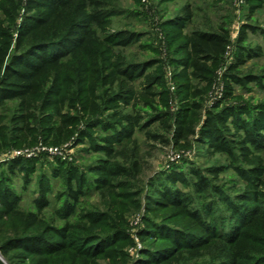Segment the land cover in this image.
<instances>
[{
  "label": "trees",
  "instance_id": "16d2710c",
  "mask_svg": "<svg viewBox=\"0 0 264 264\" xmlns=\"http://www.w3.org/2000/svg\"><path fill=\"white\" fill-rule=\"evenodd\" d=\"M245 3L249 4L251 12L264 6V0H245ZM184 11L181 17L168 19L160 26L164 46L173 55L170 63L181 96L180 104L174 114L158 111L151 121L142 125V117L138 114L134 117L125 108L132 98L137 99L138 93L131 87L130 98L127 97L124 85L143 79L145 96L154 97L158 94L155 86L162 84V77L148 70L159 61L127 64L122 58L121 62L117 60V49L130 46L136 36L129 31H108L115 12L109 0H0V148L39 145L42 138L45 145L62 146L78 133L76 144L87 142L88 148L106 155L102 163L90 169L95 173L94 188L106 204L112 200L115 177H130L142 171L141 159L136 154L133 160L125 156L127 163H120L122 153L118 146L125 141L133 142L138 129L160 122L167 130L173 123L175 143L197 134L198 142L205 143L214 154H228L237 158L235 163L244 164L236 170L247 179L251 189L248 196L256 202L250 206L253 211H249L248 216L242 212L232 215V220H227L230 222L226 226L228 229L219 230L220 237H215L233 243L232 235L237 227L250 225L256 214L264 217L263 201H260V188L264 187V105L253 115L251 106L239 102L240 95L236 93L237 86L244 88L250 82L261 81L255 74L242 76L239 68L261 55L264 49L261 45L243 47L248 39V26H244L237 44V61L230 66L226 85L221 90L224 100L208 109L202 119L204 84L215 82L226 57L229 33L226 28L216 26L190 29L195 14L190 5ZM251 28L257 31V27L251 25ZM262 34L264 36V31ZM119 75L121 91L119 83L116 85ZM105 99V109L114 112L104 120L101 117ZM201 120L197 131L196 125ZM82 124L84 127L80 126ZM97 128L105 135L95 137L91 130ZM148 134L151 138H160L151 131ZM41 157L50 156L42 152L34 158L14 157L8 171L0 174V226L8 232L0 240L1 255L8 264H17L16 257L22 258L20 264H96L94 260L103 252L107 253L102 246H115L117 236H126L124 215L123 224L121 218L120 222L112 223L115 218L106 211L82 209L83 198L87 196L86 174L75 165L66 168L67 160L59 157H53L57 160L54 176L64 175L68 189L64 200L59 201L61 206L55 209V218L63 220L64 225L58 227L55 218L46 217L50 187L42 179L39 197L35 199L36 211L21 209L22 194L11 186L20 174H24V181L29 184ZM210 172L217 174L219 171L213 168ZM155 179L157 182L151 185V190H155L157 200L159 197L176 204L178 194L185 198L179 185L193 186L201 194L207 193L212 186L217 193L220 188L194 167L189 173L172 169ZM229 204L236 209L242 205L235 201ZM157 226L150 224L146 231L154 239V246L164 236L155 231ZM198 239L196 243L177 240L174 247L162 250L164 254L157 257L145 250L142 254L152 264L169 259V263H174V257L187 249L192 250L188 252L191 258L199 260L203 256L200 248L209 241V236L204 234ZM257 239L258 244L264 246V236ZM225 252L217 255V264H240L243 258H249L253 264L264 261V248L251 256L240 251ZM0 264H4L1 258Z\"/></svg>",
  "mask_w": 264,
  "mask_h": 264
},
{
  "label": "rangeland",
  "instance_id": "374dc122",
  "mask_svg": "<svg viewBox=\"0 0 264 264\" xmlns=\"http://www.w3.org/2000/svg\"><path fill=\"white\" fill-rule=\"evenodd\" d=\"M109 1L110 8L115 12L111 18L108 31L111 33L129 31L136 36L130 46L117 49V60L121 62L122 58L123 62L127 64L145 63L150 60L159 61L148 70L155 74L159 73L162 77V84L155 86L154 91L158 94L154 97H151L150 94L145 96L143 79H139L134 83L127 82L124 85L123 92L126 93L124 95H128L127 97L130 98L128 91L131 87H134L135 92L138 93L137 99L132 98L131 104L125 108L134 117L137 114L140 115L142 125L151 121L158 111L174 114L180 104L179 98L181 96L178 93L177 80L174 78V68L170 63L173 55L164 46L165 40L160 26L168 19L181 17L187 5H190L195 14L193 24L189 26L190 29L199 28L203 30L216 26L226 28L229 33V53L223 59L221 67L217 71L215 82L204 84L203 107L200 112L202 119L208 109L224 100L221 90L226 85V74L230 66L237 61L239 52L237 44L244 26H248V39L243 43V47L250 48L261 45L264 49V36L262 34L264 31V6L255 12H251L249 4L241 3L239 0ZM251 25L257 27V31H254ZM239 70L242 76L255 74L261 77L260 82H250L244 88L241 86L236 87V93L240 95V99L237 100L248 103L251 106L250 112L254 115L257 113L258 107L264 105V50L261 55L249 59ZM117 84L118 89L121 91V75H119ZM167 98L169 99L168 105H166ZM105 102L106 99L102 101L103 110L106 107ZM8 107L10 108L12 105L10 104ZM112 112L114 111L108 110V108L105 109L101 118L105 120ZM243 117L247 118L246 115ZM170 118H167V120ZM167 123L169 122L167 121ZM201 124L202 120L196 125L197 131ZM80 126L84 127L83 124ZM173 127L172 123L171 129L166 130L160 126V122H157L150 128L138 129L133 142L125 141L122 146H118L120 153H122L120 163H127V158L129 161L133 160L134 154H136L138 159H141L142 171L139 174L134 172L133 176L130 177H115L111 192L112 200L106 204L94 188L93 176L95 173L90 171L95 165L102 163L101 160H105L106 155L88 148L89 144L87 142L76 144L78 133L67 142L69 147H67L68 158L65 161V167L75 165L87 177V196L83 198L81 208L90 212L106 211L115 218L111 221L112 223L120 222L121 218V224H123V215L125 217L123 227H125L127 237L121 235L117 236V239L116 236H113L117 239L116 245L110 246V248L106 245L102 246V249L106 250L107 253L103 252L98 256L94 260L96 264H152L149 258H144L145 256L142 254L144 250L148 253L152 252L157 257L174 247L177 240L196 243L199 241L198 237L204 234L207 237L209 236V241L200 248L203 256L199 260L191 258L188 252L192 250L185 249L182 255L174 257V263H169V259L166 262L158 261L154 264H217V255L226 253L225 251H240L251 256L256 255V251L264 248L257 241L258 237L264 236V217L262 218V214H256L250 225L237 227L236 233L232 235L233 243L215 238L220 237L219 230L224 231V228L230 223L227 220L231 219L232 215L242 212L248 216L253 211L250 206L255 205L256 202L248 196L251 189L249 190L247 179L236 170V167H244V164L240 161L235 163L237 158L234 159L228 154H214L205 143L198 142L197 134L181 143H175L172 134ZM91 131L94 132V136L97 138L105 135L101 128ZM148 131L159 135L160 138H151ZM43 140L42 138L39 142L45 145L42 143ZM32 145L34 143L30 146ZM30 146H24L21 149ZM15 150L17 148H0V174L8 171ZM236 154L238 155V153ZM56 163L57 160L52 157H41L37 160L36 171L32 174L29 184L24 181V174L15 177L14 184L11 187L17 193L22 194L21 209L36 211L35 199L39 197L38 189L42 179L50 187L48 192L50 207L46 210V217L55 218V209L61 206L59 201L64 200L68 189L64 175L54 176ZM193 167L206 175L211 183L218 185V188L220 187L218 193L215 192L213 186L207 193L201 194L193 186L184 187L179 185L185 193L184 197H191L189 200L183 198L181 193L178 194L179 202L177 204L159 197L157 200L155 190H151V185L157 182L155 178L162 173H168L172 169L184 170L189 173L190 168ZM213 168H216L219 172L217 174L211 173L210 171ZM190 178H192V175H190ZM162 179H164V176H162ZM260 189L262 191L260 201H263V210L261 211L264 212V187ZM231 201L242 204L241 208L231 207L229 204ZM126 209L130 210L127 212ZM55 219L57 220L56 226L64 225L63 220ZM153 223L158 224L155 231L158 230L157 233L164 235L157 240L156 246L153 243L154 239L149 237L148 232H146L147 227ZM209 229L212 231L207 233ZM227 229L226 227L225 231ZM184 230L189 231V234ZM7 235V228L0 226V240H3ZM109 253L112 257L108 256ZM0 258L4 264H8L1 253ZM14 261L20 264L22 258L16 257ZM239 263L253 264L251 260L249 261V258H243ZM260 264H264V261Z\"/></svg>",
  "mask_w": 264,
  "mask_h": 264
},
{
  "label": "built area",
  "instance_id": "2783aa9c",
  "mask_svg": "<svg viewBox=\"0 0 264 264\" xmlns=\"http://www.w3.org/2000/svg\"><path fill=\"white\" fill-rule=\"evenodd\" d=\"M241 3H244L245 0H239ZM229 53V46L226 55ZM222 88V87H221ZM69 143L64 144L63 146H47V145H38L32 148L17 149L13 152V157H25V158H34L40 153H47L50 157H59L63 160H67Z\"/></svg>",
  "mask_w": 264,
  "mask_h": 264
}]
</instances>
